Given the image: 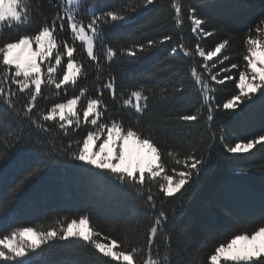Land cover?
<instances>
[{
	"label": "trees",
	"instance_id": "16d2710c",
	"mask_svg": "<svg viewBox=\"0 0 264 264\" xmlns=\"http://www.w3.org/2000/svg\"><path fill=\"white\" fill-rule=\"evenodd\" d=\"M60 2L61 0H31V19L24 25L13 24L11 28L5 24L0 43L14 40L24 34H35L45 23L51 24L59 11V8L53 5ZM90 2L91 0H82L77 16L85 25L91 18V14L87 12ZM98 2L103 11H108L126 0ZM181 2L184 5V20L180 28L176 27L172 18L174 13L170 11L171 0H155L153 5L134 14L131 23L116 27L104 26L101 40L116 49L129 47L133 43H147L149 39L159 41L165 35H170L172 39L147 53L140 54L134 60L118 52L111 61L104 58L100 41H97L95 51L102 66L100 73H97L95 68L97 62L87 57L82 43L74 41L67 28L64 31L58 29L54 33L57 41H67L74 45L73 55L82 66V72L75 85H64L60 90L54 86L50 88L42 85V96L38 98L37 108L47 110L53 103L65 102L66 99L79 95L80 89L85 88L86 95L77 106L82 120L79 129L64 137L57 127L58 117L57 121L46 122L52 126V135L59 133V138L65 143L68 139H80L86 135L90 126L83 123L82 110L90 96H102L107 106L103 119H122L125 126L135 124L138 120L145 134L151 133L161 149L179 153L181 161L192 152L197 156L204 155L209 163L196 178V183L183 196L177 193L175 197L169 198L165 210L172 217V209L175 208L173 223L176 227L173 229L171 224L168 225L172 231L174 264H207V257L221 240L245 227L251 232L264 220V148L257 145L248 153L233 154L223 147L224 143L234 145L236 142L264 134V103L258 100L239 116L217 110L212 122H208L206 117L193 122H177L174 118L178 114H192L201 106L200 88L192 78L190 68L194 63L199 68L203 58L187 57L182 52L172 56L170 52L171 48L181 41L193 51L198 41L206 50L225 39L230 41L226 49L222 50V54L213 60L222 58L226 53L229 60L224 62V66L238 65L237 69H231L229 72L233 79L226 80L223 85L210 81L216 89L212 94L214 103L222 105L239 91L236 83L239 80V70H243L246 64L243 60L246 35L251 32L253 37H257V27L264 29V25L260 24V21L264 20V0ZM189 6L197 9L198 18L206 21L202 25L204 31L213 32L212 36L203 37L191 32ZM66 62L65 55L62 58L65 68ZM208 63L211 66L213 61ZM220 67L217 63L213 73L218 72ZM62 71L63 69L58 73V78ZM97 75L100 76L99 80ZM224 75L225 73L221 72L217 79H222ZM109 76H115L116 99H113L109 90L103 88ZM177 83L183 85L181 91L173 92L169 88L166 99H162L158 94L160 87ZM139 84L157 92L154 97L151 93H146L150 98L147 109L142 114L123 106L122 102ZM259 95L258 92L253 99ZM18 106L22 108L23 101ZM240 107L243 108L244 105L241 104ZM235 111L239 112L240 108ZM12 127H22L25 135L31 131L26 120L23 124L14 122ZM212 132L216 133L215 138L212 137ZM208 144L213 147L206 151ZM41 159V155L29 147L10 148L7 162L0 163V234L16 225L31 226L50 222L54 217L75 218L88 214L91 226L102 236H109L118 242L127 237L132 245L144 243L137 237L144 233L152 210L143 204L134 189L125 188L114 177L92 175L82 171V162L65 161L63 158L52 161L43 167L22 191L13 193L12 190L20 179L27 171L39 166ZM162 159L167 165L166 171L173 167L184 170L183 163L174 165L167 156ZM92 172L99 173L100 170L92 169ZM155 191L157 189L154 187L153 192ZM159 207L158 200L157 209ZM160 247L163 248L162 242ZM141 255L146 256V253ZM97 256L98 254L83 246L74 254L66 255L63 244L55 243L50 248L45 247L44 252L34 258V264H85L96 261ZM139 258L138 256L137 259Z\"/></svg>",
	"mask_w": 264,
	"mask_h": 264
},
{
	"label": "snow or ice",
	"instance_id": "6c2138e0",
	"mask_svg": "<svg viewBox=\"0 0 264 264\" xmlns=\"http://www.w3.org/2000/svg\"><path fill=\"white\" fill-rule=\"evenodd\" d=\"M155 0H126L118 7L103 11L98 0H91L87 12L91 18L85 23L78 19L82 0H61L54 7L59 8L51 24L45 23L35 34H24L11 41L0 43V163L8 160L9 149L29 147L42 157L41 164L26 172L16 184L13 193L20 192L37 176L48 163L63 158L65 161H79L81 170L92 175L114 177L125 188L134 189L136 195L142 199L145 206L152 210V216L142 235L137 239L143 244H130L126 237L124 241H117L94 229L90 224V216L82 214L75 218L54 217L50 222L33 224L31 226L16 225L0 234V264H34V258L44 252L45 247H52L55 243L63 244L66 255L77 252L80 246L89 248L98 254L96 261L85 264H174L172 248V231L168 228L175 219V208L172 217L165 210L169 198L177 193L183 196L196 183V178L205 170L209 161L204 155L197 156L195 152L180 159L179 153L172 150H163L155 142L151 133L145 134L139 121L125 126L122 119L109 117L103 119L107 106L102 96L89 97L86 107L82 110L83 123L90 126L86 135L80 139H68L67 143L59 138V133L52 135V126L46 122L57 121V127L64 137L70 132L79 129L82 123L78 102L86 95L87 90L81 88L79 95L66 99L65 102L53 103L47 110L38 109L37 101L42 96V85L60 90L64 85H75L82 66L77 62L73 53L74 45L67 41H57L54 33L59 29L67 28L74 41H79L85 48L87 57L96 61V71L100 73L102 66L95 51L96 42L100 41L104 58L111 61L117 56L126 55L136 59L142 53L156 48L159 44L170 41L172 37L165 35L161 40L149 39L147 43H133L129 47L116 49L101 40L104 26L116 27L133 22V15L153 5ZM31 0H0V35L4 25L20 26L30 19L29 9ZM183 8L181 0H171L170 11L174 13L173 20L177 28L183 24ZM99 12V14H97ZM188 19L191 21V32L203 37H210L213 32L204 31L202 25L206 21L198 18L197 9L189 6ZM264 25V20L260 21ZM257 37L251 32L244 40L246 52L243 60L246 61L243 70H239V80L236 88L239 91L228 98L222 105L214 103L212 95L216 89L210 81L223 85L226 80H232L229 75L231 69H237V64L225 67L224 62L229 56L222 50L229 45V40L215 44L213 48L205 49L198 41L194 51L182 41L171 48L170 55L182 52L187 57L198 56L203 63L190 68L195 83L200 88L202 103L192 114H178L174 119L177 122H193L205 118L208 122L214 120L217 110L239 116L245 109L250 108L258 100L264 103V29L257 27ZM35 45V47H33ZM55 50V51H54ZM67 56L66 68L62 58ZM54 61V62H53ZM209 61H213L209 66ZM221 65L218 72L213 69ZM45 64L46 70L41 65ZM59 66V67H58ZM62 75L58 78V73ZM225 75L217 79L220 73ZM207 73V76H205ZM97 79L100 76L97 75ZM15 86L14 88L12 86ZM103 88L111 92L116 99L115 76H109ZM169 88L173 92L181 91L183 85H166L158 89L162 99H166ZM256 99H253L257 93ZM156 96L152 88L139 84L131 90L127 98H123V106L130 107L135 113H144L147 109L149 95ZM123 97V93L120 94ZM48 99V97H44ZM23 101L22 108L18 106ZM241 104L244 105L241 108ZM240 108L239 112L235 110ZM35 110V111H34ZM28 122L30 132L25 135L23 128H13L14 122L23 124ZM32 133H36L33 135ZM215 138L216 133H211ZM223 140V134H221ZM100 141V143H97ZM257 145L264 148V134L254 139L236 142L234 145L224 143L228 153H248ZM213 147L206 146V151ZM167 156L174 165L183 163V169L173 167L166 171V163L162 157ZM89 165L90 168H84ZM92 169L100 170L99 173ZM188 187H185V186ZM157 191L153 192V188ZM183 189V192L181 190ZM160 207L157 209V201ZM161 242L163 248L160 247ZM179 243V237H177ZM146 253L145 255H141ZM140 257L137 259V257ZM101 258H107L102 260ZM70 264V262H66ZM207 264H264V220L258 227L249 232L242 228L229 238L221 240L214 251L207 257Z\"/></svg>",
	"mask_w": 264,
	"mask_h": 264
},
{
	"label": "rangeland",
	"instance_id": "374dc122",
	"mask_svg": "<svg viewBox=\"0 0 264 264\" xmlns=\"http://www.w3.org/2000/svg\"><path fill=\"white\" fill-rule=\"evenodd\" d=\"M33 47H35V45ZM41 67H42L43 70H46L45 64H42ZM77 106H78V104H77ZM97 143H100V141H98Z\"/></svg>",
	"mask_w": 264,
	"mask_h": 264
}]
</instances>
